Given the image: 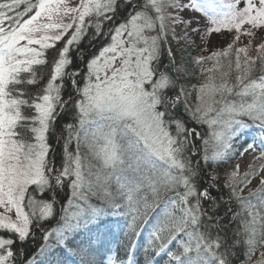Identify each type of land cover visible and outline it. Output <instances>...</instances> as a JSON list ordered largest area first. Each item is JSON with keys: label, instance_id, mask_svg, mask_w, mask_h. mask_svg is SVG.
<instances>
[{"label": "snow or ice", "instance_id": "snow-or-ice-1", "mask_svg": "<svg viewBox=\"0 0 264 264\" xmlns=\"http://www.w3.org/2000/svg\"><path fill=\"white\" fill-rule=\"evenodd\" d=\"M89 38L105 43L84 61ZM253 152L222 191L216 169ZM258 250L264 264V0H0V264H249Z\"/></svg>", "mask_w": 264, "mask_h": 264}, {"label": "trees", "instance_id": "trees-1", "mask_svg": "<svg viewBox=\"0 0 264 264\" xmlns=\"http://www.w3.org/2000/svg\"><path fill=\"white\" fill-rule=\"evenodd\" d=\"M121 18H122V14L120 16H117L116 19L112 22L113 25L115 23L119 22V20ZM103 43H105L104 40L94 41V39H92V38L86 39V40H84V42L81 45L80 53H78L77 55L79 57H83L84 61H86L92 55L97 54V52L100 50L101 45ZM185 59L190 61V57H188V56H186ZM77 64L79 65L81 71H84V63L80 59L77 60ZM193 70H194L195 74L190 76V84H197L200 69L195 68L194 65H190L189 71L192 72ZM192 102L193 103L195 102L194 95L192 97ZM65 119H68V117H64L58 122L57 134L59 133L60 125L64 124ZM245 119H247V118H245ZM197 127L201 131V133L203 135H205V137H207V133L209 131L207 126L206 125L205 126L197 125ZM245 140H250V137L241 136L240 138H238L237 140L234 141V148L237 152H243L244 147H246ZM50 142L53 144L54 150H57V152H58L55 137H53ZM62 143H63V141L61 140L60 144H62ZM240 158H241V156H237L235 158H232L229 161L223 163L221 166H219L216 169V171L218 172V174L220 176L219 183L221 184V190L222 191H225V192L227 191L226 189H223L224 173L226 171H229L230 167H234L236 165V163L240 160ZM231 207L237 213H239L241 211L240 206L238 204H236L235 202L232 203ZM221 212L223 213V208L221 209ZM241 218H243V217H241ZM237 226H238L237 224H233L231 227L234 229ZM150 231H151V226L149 225L148 228H146L142 231V235L133 238V243L135 244L136 258L140 259L142 262H143V256H144L143 248H144V246H146L147 241L150 238ZM109 240H110L109 246L111 247L112 252L114 254L116 252L117 248L120 246L121 242L122 241L127 242L128 238L124 235L123 228L121 227V228L113 229V235L109 238ZM122 254H123V249H121V255ZM156 259L159 261V264H166L165 259H162L159 257H157ZM249 264H253V262L249 261Z\"/></svg>", "mask_w": 264, "mask_h": 264}, {"label": "rangeland", "instance_id": "rangeland-1", "mask_svg": "<svg viewBox=\"0 0 264 264\" xmlns=\"http://www.w3.org/2000/svg\"><path fill=\"white\" fill-rule=\"evenodd\" d=\"M74 2H75V0H74ZM230 40H231V36L227 32H225L222 35L214 34L211 37L210 44H207L206 47L208 48L209 51H213V50H216L218 48H222V47L226 46L230 42ZM108 42H110V39ZM197 42L200 43V41H197ZM173 49L177 50L175 43H173ZM195 54L196 53L193 52V55H195ZM207 54H208V52L204 53V55H207ZM258 155H259L258 152H253V153H245V155L241 156L240 160L236 163V164L241 165V173H243V171L247 170V166L252 164L251 162H252L253 158H255ZM232 168L233 167H230L229 170H231ZM256 183H257V181L254 179L253 183L251 185H249V188H254L256 186ZM247 190L248 189H245L244 195L247 194ZM258 258H259V250L256 253H254V255L252 257V262Z\"/></svg>", "mask_w": 264, "mask_h": 264}]
</instances>
